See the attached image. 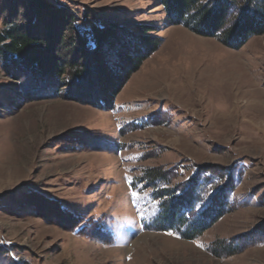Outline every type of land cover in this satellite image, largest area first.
Returning a JSON list of instances; mask_svg holds the SVG:
<instances>
[{
    "label": "rangeland",
    "instance_id": "1",
    "mask_svg": "<svg viewBox=\"0 0 264 264\" xmlns=\"http://www.w3.org/2000/svg\"><path fill=\"white\" fill-rule=\"evenodd\" d=\"M53 2L162 43L113 109L27 97L0 62V264H264V34L233 49L160 0ZM192 184L203 209L221 198L207 231L151 228Z\"/></svg>",
    "mask_w": 264,
    "mask_h": 264
},
{
    "label": "trees",
    "instance_id": "2",
    "mask_svg": "<svg viewBox=\"0 0 264 264\" xmlns=\"http://www.w3.org/2000/svg\"><path fill=\"white\" fill-rule=\"evenodd\" d=\"M160 2L172 25L217 38L233 49L264 34V0ZM234 10L239 19L230 23ZM84 19L53 0L0 4L1 66L19 81L24 95L32 99L56 98L66 86V98L95 101L103 96L107 100H99L98 107L113 109L115 95L162 43L160 38L145 35L152 32L147 26H138L136 34L119 24ZM154 177V184H166L162 176ZM192 185L181 198L159 208L151 228L175 233L185 240H195L207 231L221 214V198L215 197L203 209L199 201L204 195L197 193L196 184Z\"/></svg>",
    "mask_w": 264,
    "mask_h": 264
}]
</instances>
